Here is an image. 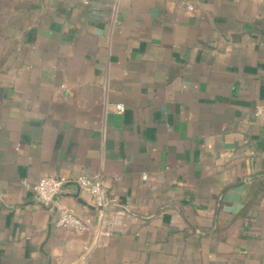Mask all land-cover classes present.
<instances>
[{"label": "crops", "instance_id": "0c3cea01", "mask_svg": "<svg viewBox=\"0 0 264 264\" xmlns=\"http://www.w3.org/2000/svg\"><path fill=\"white\" fill-rule=\"evenodd\" d=\"M262 102L264 0H0V264H264Z\"/></svg>", "mask_w": 264, "mask_h": 264}, {"label": "built area", "instance_id": "2783aa9c", "mask_svg": "<svg viewBox=\"0 0 264 264\" xmlns=\"http://www.w3.org/2000/svg\"><path fill=\"white\" fill-rule=\"evenodd\" d=\"M94 17H100V15L98 16L95 11ZM115 109L119 113L125 111L122 104H116ZM254 115L257 120L264 123V102L256 106ZM262 139L264 142V134ZM262 153L264 155V149ZM145 178L144 176V179ZM24 185L33 193L36 202L46 207L55 206L57 218L54 222V226L56 228L68 230L78 235L90 233L93 227L89 220L82 218L72 207L59 201L61 194L64 193L66 189L77 188L91 196L94 199L95 207L101 218L104 217L106 208L117 207L115 198L108 194L104 185L103 176L100 175L93 177L82 175L75 178L48 175L42 177L33 187H29L27 182H24ZM99 233L108 234V232L103 229L100 230ZM88 257L89 252L87 250L83 259H87Z\"/></svg>", "mask_w": 264, "mask_h": 264}]
</instances>
